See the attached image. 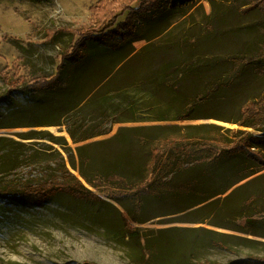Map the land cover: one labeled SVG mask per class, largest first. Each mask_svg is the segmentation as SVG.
I'll use <instances>...</instances> for the list:
<instances>
[{"label":"rangeland","instance_id":"obj_1","mask_svg":"<svg viewBox=\"0 0 264 264\" xmlns=\"http://www.w3.org/2000/svg\"><path fill=\"white\" fill-rule=\"evenodd\" d=\"M97 1L0 0V187L29 182L45 166L54 168L57 150L69 172L108 202L65 193L42 205L1 197L0 264H140L149 261L148 252L160 254V264H257L248 258H264V213L244 204L264 193V171L235 185L228 196L213 197L232 172L256 164L235 155L223 168V159L213 162L210 171L208 157L229 149L243 136L240 131L263 134L237 123L241 107L264 93V14L244 12V0H149L157 5L137 12L121 36L91 44L92 58L64 61L79 31L93 29L90 8ZM59 29L67 33L52 41L45 35ZM124 38L145 40L132 43L131 57L122 61L132 52L129 43L122 46ZM115 48L109 58L98 55ZM61 64L65 69L52 93L30 90ZM213 126L223 129V143L204 136ZM104 129L108 134H98ZM70 132L92 137L74 143ZM169 134L179 137L164 142L162 151L178 147L205 161L195 168L186 159L189 163L168 178L170 191L143 196L137 215L145 221L133 224L132 231L127 215L132 203L108 200L78 171L92 175L114 168L110 183L116 186H126L129 177L140 181L148 150L139 138ZM260 150L264 154V143ZM21 155L36 159L25 164ZM244 219L250 234L236 231Z\"/></svg>","mask_w":264,"mask_h":264},{"label":"trees","instance_id":"obj_2","mask_svg":"<svg viewBox=\"0 0 264 264\" xmlns=\"http://www.w3.org/2000/svg\"><path fill=\"white\" fill-rule=\"evenodd\" d=\"M121 1V5L118 4V2ZM236 3L237 0H232ZM246 1L242 7L244 8V12L250 11V9H257L261 14H264V0H244ZM138 2V7L134 8L133 4ZM155 2H150L149 0H98L94 7L90 8L92 21H93V29L87 30L85 32L79 31L80 38L74 43L72 46L71 52H67V54L62 55V58L64 61H82L86 57L92 58V54L94 51L92 50V43L95 41H106L109 36H121V30H127L130 28L132 21L134 20V17L137 12L139 13H145L150 12L151 9L156 6ZM127 13V16L123 22H118L119 16H123V14ZM62 33L66 34L67 31L64 29L59 30H52V31H46L45 35L49 38V40H53V38L56 36L55 34ZM138 40H145L142 38L138 39H123V45L125 43H129L130 47L132 48V52L128 54H124L123 60L126 58L131 57L134 48L132 47V43L137 42ZM150 41V40H148ZM118 49V48H117ZM111 49V50H105L102 53L100 52L98 55L102 56L100 58L105 59L106 57L109 58L110 53L117 50ZM106 61V60H105ZM65 69V66L63 64L59 65L56 69V72L53 75L40 78L36 82H34L30 90L35 91H48L52 93V89H54L59 83H60V74L62 70ZM14 70V76H18V67L15 66L12 68ZM106 81L111 77L107 75ZM3 79H5L3 77ZM6 80V79H5ZM62 86V85H60ZM13 88V87H12ZM11 88V89H12ZM96 89H93L91 93H89L86 97L83 98L81 102V106L94 95L96 92ZM3 100V98L0 97V101ZM240 115L241 119L237 123L238 127H244V128H251L253 130H256L258 132L263 133L262 136L258 135H252L248 134L244 131H240L239 134H242L243 136L233 143V145L226 149L224 152L219 153H213L211 156L208 157V162H210V171L213 168V162L217 160H224V163L221 165V167L224 165L226 166L228 161L230 160L231 156L235 155H244L247 157L249 161H253L256 165L254 168H242L241 171L232 172L231 173V181L225 183L222 185V188H219L216 193H214L213 197H221L224 195H227V192L233 188L235 185H238L241 183V181L250 178L252 176H255V174L260 173L264 171V154L260 150V147L263 145V139H264V93L259 96L256 99H253V101L245 104L240 109ZM214 130H211L210 132L204 133V136H207V138H210L211 140H218L219 142H222V139H225V135L221 134V131L223 129L213 126ZM88 130V129H85ZM109 130H99L98 134H108ZM225 132H230L229 129H226ZM30 134H35L36 136H41L42 132H35L32 131ZM71 136V139L74 143H80L84 141V139L91 138L92 135L85 136L83 139L77 138L74 134L71 132L69 133ZM96 136V135H95ZM221 136V138H219ZM50 137V141L54 144L60 145V148H63V151L65 153L67 152L68 148L64 147V144H61L57 142V138H54L52 136ZM179 136L178 135H172L169 134L168 136H159L155 135V137H142L139 138L140 142L143 144V146L147 147L148 150V156L147 161L143 164L142 168H140L139 172L141 174H144V180L140 181H134L131 177L128 178L126 182V186L117 185L110 183V173L115 171L113 168L110 169L112 171L106 170V171H95L92 173V175L88 174L87 172H83L82 170H79V175L81 178L86 182L88 186L94 189H100L104 194L105 197L108 200L111 201H120V200H127L128 203H132V209H129L127 211L128 217L131 218L129 229L132 231H136L135 228H133V224H143L145 219L141 220L138 217V212L142 208L141 199L143 196H154L160 193H165L167 191H170V188L167 186V180L169 177L173 176L174 174H177L178 171L182 170L185 165H187L189 162L185 161L186 159H191L192 164H195V168H198V162L205 161L202 160L200 157H192L190 153L186 152V149H181L178 147L171 148L168 153L162 151V148L165 146L164 142H169L172 140H176ZM218 137V138H217ZM33 139H45V137L39 138L34 137ZM56 142V143H55ZM165 143V144H166ZM81 148H77V151L79 152L80 159L82 160L81 155ZM56 153L58 155V159H54L53 161L56 163V166L54 168H51L50 166H45L37 175L35 179L30 180L29 182H10L5 183L1 185L0 187V198H6L9 200H15V199H25L30 200L35 204L42 205L44 202H47L48 200L52 199L53 197L57 196V193L59 194H68L70 196H73L75 198L83 199V200H89V201H101L103 203H108L104 201L103 199L96 196L91 190H89L87 187H85L81 181L74 176L72 173L69 172V170L66 168L65 162L63 160V157L59 153V151L56 150ZM13 157V156H9ZM14 157L18 158L19 155L16 153ZM192 157V158H191ZM36 157L34 156H25L21 155V161L25 162V164H32L33 160H35ZM70 159V162L72 163V167L75 169V164L72 160V156L68 157ZM10 159V158H9ZM38 160V159H37ZM87 160V159H86ZM201 160V161H200ZM88 161V160H87ZM37 162V161H36ZM48 162V161H46ZM124 163H119L117 168V171L119 173H124L125 170H123ZM212 165V166H211ZM223 166V167H224ZM222 167V168H223ZM193 171L194 167L189 168ZM250 169V170H249ZM230 175V174H229ZM228 175V176H229ZM237 176V178L235 177ZM122 177V175H121ZM230 177V178H231ZM235 179V180H234ZM105 183V184H101ZM112 185L110 188L101 189L100 187L102 185ZM120 190H128L127 194H121ZM62 192V193H60ZM230 194V193H229ZM228 194V195H229ZM227 195V196H228ZM212 197V198H213ZM257 205L260 207L261 212L264 213V193L258 196L252 195L248 198L247 201H245L244 206L249 208H256ZM248 220L241 221L236 229L237 232L241 234H250V226H249ZM132 233V232H131ZM223 248V245H220ZM154 254L153 252H148L147 258L149 261L145 263L140 264H160L162 262L161 256ZM249 261L264 264V258H248ZM206 264H220V263H211L206 262ZM228 264H238L237 261H231Z\"/></svg>","mask_w":264,"mask_h":264}]
</instances>
